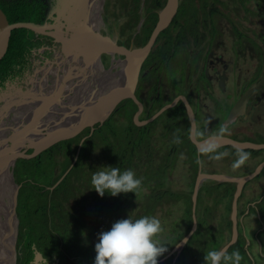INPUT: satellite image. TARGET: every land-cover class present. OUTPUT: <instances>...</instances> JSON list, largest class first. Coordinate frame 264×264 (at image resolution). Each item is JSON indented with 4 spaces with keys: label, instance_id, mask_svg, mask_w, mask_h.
<instances>
[{
    "label": "flooded vegetation",
    "instance_id": "obj_1",
    "mask_svg": "<svg viewBox=\"0 0 264 264\" xmlns=\"http://www.w3.org/2000/svg\"><path fill=\"white\" fill-rule=\"evenodd\" d=\"M5 1L0 0V9L6 18L8 13L24 14L28 16L24 21L53 27L44 32L27 29L13 60L0 66V148L10 146L11 136L25 139L19 141V148L11 155L6 154L8 169L0 174L2 177L4 172L9 173L15 188L18 186L15 239L13 244L11 241L0 244V264H94L97 242L83 241L84 235L82 240L75 241L78 234L69 245L66 237L70 230L77 231L81 223L79 216L70 215L72 211L94 206L97 214L96 204L107 201L102 200L91 183L90 174L97 168L116 166L120 162L121 171L130 166L138 169L144 158L148 166L161 170L156 178L165 179L162 171L168 172L173 158L179 156L190 171L196 170L195 182L200 174L244 176L264 161V147L237 149L225 144L232 141L264 145V9L256 0H250L254 4L251 15L258 18L246 17L245 13L250 14V11L245 7V0H177L174 16L158 32L140 64L135 99L127 98L119 103L109 118L112 121L109 130H102L108 120L102 124L95 122L93 127L86 124L71 138L79 137L75 151L71 139H66L31 158L17 156L10 161L16 151L33 154L32 139L43 138L66 124L71 125L75 114L82 111L79 108L82 102L91 95L90 103L98 90L120 82L119 70L125 56L92 53V40L100 35L127 49L145 45L159 22V11L166 0H139L138 10H135L134 0ZM109 4H112L111 18L105 23L108 20L105 9ZM123 8L125 12L120 15L119 9ZM69 42L74 48L64 47ZM172 103L174 105L169 106ZM221 128L226 131L217 139L218 149L201 151L198 143L215 136ZM194 130L200 134L193 135ZM92 137L97 140L86 145ZM101 143L110 154L101 153ZM81 149H88L87 159L79 162L78 170L68 177ZM218 153L223 155L217 159ZM241 153L248 154L241 165L247 171L234 175L230 172L231 161L238 159ZM71 155V162L64 168ZM57 158L61 161H54ZM21 159L30 162L23 164ZM198 159L202 163H198ZM212 163L225 166V171L218 167L209 169ZM22 166L26 171H22ZM65 178H68L67 184L56 190ZM258 178L260 181L252 183ZM203 181L207 185L218 183L211 178ZM220 184H225V196L224 186H221V201L229 200L227 184L234 188L232 199L236 184ZM14 192L15 189L3 193L2 201L9 208ZM124 194L110 201L117 203L127 197L138 199ZM44 199L48 200V208L53 206L59 213V217L50 216L52 233L46 230L41 212L33 211L43 206ZM238 200L250 209L246 224L255 228L256 233L264 231V204H261L264 202V167L256 178L243 184ZM73 201L76 206L70 207ZM255 204L261 207L252 212ZM3 208L0 207L1 223L5 216ZM195 219L198 225L196 214ZM22 224L28 226L27 231ZM105 227L110 230L111 223L106 222ZM244 229L250 232L246 226ZM9 236L12 239V234ZM26 236L31 241H27ZM22 237L26 241L21 240ZM230 238L231 235L226 237L225 242ZM250 245L251 241L246 239L243 245L246 255L252 264H261L264 255L259 252L261 259L253 260ZM70 247L77 252L70 251ZM173 247L158 257V264L168 261L172 264ZM192 256L189 264L196 262V253ZM241 257L240 264L246 260ZM185 259L187 261L188 257Z\"/></svg>",
    "mask_w": 264,
    "mask_h": 264
},
{
    "label": "rangeland",
    "instance_id": "obj_2",
    "mask_svg": "<svg viewBox=\"0 0 264 264\" xmlns=\"http://www.w3.org/2000/svg\"><path fill=\"white\" fill-rule=\"evenodd\" d=\"M141 1L144 2V0ZM245 7L250 11V14L245 13L246 17L258 18V16L256 15H251L252 10L254 9V4L250 0H245ZM111 12L112 4H109L107 9H105V14L108 19L105 23H109ZM124 12L125 8L119 9L120 15L124 14ZM102 24L104 23L102 22ZM111 125L112 121L108 119V121L102 126V130H109L111 128ZM95 140H97L96 137L89 138L86 142V145L93 144ZM107 149L108 148L106 147V145L104 143H101V153H105ZM236 160L237 159L231 161L232 164L230 163V172L234 175H242V173L244 174V172L247 171V168H244L241 165L239 167H234V163ZM54 161L58 162L61 161V159L57 158ZM215 167H218V169L225 171V166H220L218 163H212L209 165V169ZM188 168L189 165L187 163H184L181 157L176 156L173 158L168 172L165 171L163 175L165 179L153 178L150 181H142L141 186L135 193L129 192L128 194H126V196L133 195L138 197L137 200H134L131 197H127L121 201H118L117 203H112L110 200L106 201L108 202L107 204L97 203L95 208L98 210L97 214L99 215L95 214V212L93 211L94 206L88 209L79 208L76 211H72L70 215H75V217L79 216V219L81 221V223L79 224L80 226H82L83 230V234H79L75 241L79 239L82 240L84 235L83 241L98 242L97 239H99V234L109 229L108 227H105L106 222H110L112 226L113 223L120 219H127L130 217L135 220L143 216H154L159 219L161 225L160 231L155 235L154 239L164 247H166L168 243H170V245L173 244L176 246V238L178 232H175L174 230L177 228L184 230L183 227L185 226L189 217V212H186V208L191 195L190 192L192 190V178L189 174L190 170ZM97 170L98 168L96 169V171ZM22 171H26V167L22 166ZM138 171L140 170L138 169ZM228 171L229 169L227 168L226 172ZM93 173L94 172H92L90 176L93 175ZM257 181H260V178L253 180L252 183L255 184ZM217 185H207L205 182H203V187L201 188V191L198 195L196 207V218L198 215V217L204 220V223L207 224L206 226L201 227L202 233L207 236V247L212 246L215 242L214 239H212V235L219 236L223 229L225 232L228 230L226 228L227 218H225V216L227 215H225L221 209L223 189L222 187H217ZM164 191H166V193ZM96 193L98 194V192ZM169 193L183 195L176 198L170 196ZM245 204L246 203L243 201L240 203V207L238 209L240 214L244 212ZM75 206V201L70 203V207ZM150 206H152L153 209H150ZM254 209L257 211L258 207H254ZM240 217L241 222L239 221L238 224L237 235H241L244 243L246 239L251 241V245L249 246L250 254L253 257V260L258 261L259 259H261L262 254L264 255V231H259L258 233H256L255 228L246 224L249 218L245 215H240ZM46 225V230L49 233H52V230L50 229L51 221L49 219L47 220ZM24 226L27 227V229H25L24 231H27L28 226L26 224L21 225V227ZM244 226H246V230L250 232L246 233L245 229L243 231ZM52 227L53 226H51V228ZM210 227H213V229ZM60 229H62V227ZM67 237L66 242L69 241L70 245L73 238L70 234H67ZM21 240L26 241L24 237H22ZM223 243L224 242H222V244ZM194 244L195 243H193L191 247H193ZM179 248L180 246H177L174 251V255H172V264H181L179 260L181 258L183 250H179ZM170 249L171 248H168L166 249V251H169ZM70 251H74V253H76L77 249L75 250L74 247H70ZM256 251H258V253ZM259 252H261L262 254ZM191 253H193V251L189 252L188 256ZM242 264H252V261L249 259L248 255L247 259L243 260ZM261 264H264V260L261 261Z\"/></svg>",
    "mask_w": 264,
    "mask_h": 264
},
{
    "label": "water",
    "instance_id": "obj_3",
    "mask_svg": "<svg viewBox=\"0 0 264 264\" xmlns=\"http://www.w3.org/2000/svg\"><path fill=\"white\" fill-rule=\"evenodd\" d=\"M177 8V0H166L164 7L161 8L159 11V22L150 38V41L141 47H137L134 49H127L123 46L119 47L115 45V43L111 42L109 37H104L98 35L95 40H92L91 45L93 46L92 53H119L123 54L125 58L122 60V67L119 70L120 74V82L116 85L109 86L98 90L95 94V97L89 102L92 98L91 95L85 102L80 104L79 108H82L81 112L75 114L74 119L72 118L71 125L66 124L63 128L59 131H54L51 134L38 139L31 140V146L34 149L33 154H24L20 151H16L14 157L10 160L13 162L14 158L17 156H21L22 158H31L33 156L38 155L41 151L47 149L48 147L52 146L53 144L61 141L75 137L84 127L86 124L93 127V123H104L113 113V111L117 108L119 103L122 100L127 98L134 97V90L137 83V77L139 73V68L142 60L147 56L151 45L158 34V32L164 28L174 16ZM53 26L49 24H39L30 21H16V22H8L5 13L0 9V60L6 53L8 42L10 39L11 32L18 28H25L32 30L34 32H44L47 29H51ZM65 44V43H64ZM72 46V47H68ZM65 48H74L72 42H69V45H64ZM250 91V90H249ZM248 91V92H249ZM248 92L243 95L241 98L242 101H245ZM137 102V100H136ZM88 103V104H87ZM139 111L141 109L140 104L137 102ZM174 103L170 104L169 106H173ZM137 112L136 116L139 114ZM156 116V115H155ZM154 116V117H155ZM80 118V119H79ZM92 130V129H91ZM24 137L18 136H11L10 137V146H4L0 148V174L8 169V159L6 154L11 155L14 150L19 148V141L24 142ZM225 144H229L237 149H242L244 147L250 148H262L264 145H257V144H250V143H241V142H232V141H225ZM203 143H198V147L202 148ZM81 144L79 145V147ZM78 154V151H77ZM76 160V157H75ZM7 164V166H6ZM264 167V161L256 167L252 172L244 175V176H230L226 174H200L198 178L194 182L193 191L191 195V202H192V221L193 224L191 226L190 231L186 234L173 248L175 251L177 246H180L179 250H182L185 244L187 243L190 236L196 230L197 222L195 219V208L197 202V194L199 188L201 187L202 183L206 178H211L217 180V182H232L236 184L235 192L233 195V199L231 202V213L230 219L232 223L231 229V238L230 240L224 244L220 249H227L236 242L237 240V199L241 193L242 186L248 180L253 179L257 176L261 169ZM18 186L15 188V192L12 195V201L10 203L11 207L7 214L4 216V220L2 221L3 227H0V244L3 242L11 241L13 244L16 234V226H17V219L15 216L14 208L16 204V194H17ZM4 210V208H3ZM6 214V212H5ZM5 229L9 231L12 229V239L10 233H5ZM9 236V237H6ZM11 247V246H10Z\"/></svg>",
    "mask_w": 264,
    "mask_h": 264
},
{
    "label": "clouds",
    "instance_id": "obj_4",
    "mask_svg": "<svg viewBox=\"0 0 264 264\" xmlns=\"http://www.w3.org/2000/svg\"><path fill=\"white\" fill-rule=\"evenodd\" d=\"M225 131L226 130L224 128H221L215 136L204 140L201 151L215 152L219 147V144L217 143V139ZM197 134H200V133L194 130L193 135H197ZM222 155L223 153H218L215 158L218 159ZM247 158H248L247 153L239 154L238 159L234 163V167H239L240 165H242L247 160ZM197 162L202 163V161H200L199 159ZM72 166L73 165L71 164L70 167L72 168ZM146 166L147 164L145 162V159L143 158L138 168L140 171H138V169H135L132 166H130L129 169H126L123 171H121L119 167H114V166L100 167L99 170L93 173L91 183L94 186L93 188L101 196H103L105 192L109 193L112 196H117L120 193H129V192L135 193L139 189L143 181V179L137 177L135 171L138 174H140L142 169ZM257 176H255L254 178H256ZM61 179L57 181V184L61 181ZM146 179L148 178H145V180ZM220 183H225V182H218L215 185L220 184ZM228 183H231V182H228ZM202 187L203 185H201V187L199 188L197 195H199ZM192 191H193V187H192ZM191 195H190V201H191ZM232 199H231V202H232ZM240 203L241 201L237 199V233H238L239 221L241 222L240 215L247 216V212L250 211V209L244 206L245 210L243 213L240 214L238 210L240 207ZM196 207H197V202H196ZM254 207H261V204L259 205L255 204ZM221 209H222V212L224 213L223 201H222ZM190 210H192V202L190 205ZM251 211L255 212V209L251 207ZM230 213H231V205H230L229 214L227 215L225 213V215H227L225 217L227 219L229 218V220L231 221ZM195 214H196V208H195ZM160 227L161 225H160L159 219L154 216H143L135 220L129 217L127 219H120L116 221L115 223H113L110 230L103 231L99 234L98 242L95 244L96 256H95L94 264H158V257L166 251V248L163 247L161 244H159L157 240L154 239L155 235L160 231ZM197 228H198V225L196 227V230ZM231 229H232V223L230 226V230ZM176 230H180V229L177 228ZM196 230L193 232V234L196 232ZM200 230H201V227H200ZM230 235H231V232L229 233V236ZM239 236L241 235L240 234L237 235V240ZM226 243L227 242H225V244ZM171 246L175 247V245L169 244L168 248ZM199 246L204 247V248L207 247L206 245H203V244H199ZM229 248L227 249V251L226 249H219V250L212 249L208 251L205 255L206 264H240L242 257L239 251L228 253ZM190 250L193 251V253H191L188 256L187 264H189L191 258L193 257L192 255L195 253L194 251L197 250L196 245L191 247ZM206 250H208V248H206ZM171 253L172 255H174L173 250L170 251V254ZM195 264H199L197 254H196Z\"/></svg>",
    "mask_w": 264,
    "mask_h": 264
},
{
    "label": "trees",
    "instance_id": "obj_5",
    "mask_svg": "<svg viewBox=\"0 0 264 264\" xmlns=\"http://www.w3.org/2000/svg\"><path fill=\"white\" fill-rule=\"evenodd\" d=\"M3 1L6 2L5 0H3ZM134 1H135V10H138V8H139V4H138L139 0H134ZM256 1H258L259 5L262 7V9H264V0H256ZM7 15H8L7 16V20L10 23L16 22V21H24V20H27V17H28V16H25L24 14H22L20 16H16L14 13H8ZM136 18H138V15H136ZM27 32L28 31L25 28H18V29H15V30H13L11 32L8 49H7V52L4 55V57L0 60V66L3 63H5L7 65V64H9L11 62V60H13V56H14L15 51L19 49L20 43H22V36L25 33H27ZM18 37H20V38H18ZM71 142H73V144L71 146H74L73 150L75 151V149L77 147V144L79 143V137L71 139ZM60 146H61V144H60ZM50 152L51 151H48L47 154L50 155ZM87 152H88V149H84V150L81 149V152H80V154L78 156V159H77V163H76V165H74V167L70 171V174L68 175V177H70L72 172L78 170L77 164L79 162H82V161L87 159ZM69 153H73V151L69 150ZM105 153L106 154H110L109 151H107ZM71 160H72V155L70 156L69 159L66 160L64 168L71 162ZM32 161H34V159H31V162ZM21 162L23 164H26V163L30 162V160L21 159ZM109 166H113V165H109ZM119 166H120V162H117L116 166H114V167H119ZM160 166L163 168L165 165L164 166L160 165ZM164 172H165V170L162 171L163 174H164ZM135 173H136L137 177L143 179V181H150L153 178L158 177L160 175V173H161V170L154 169L151 166L147 165L146 167H144L142 169L140 174H138L136 171H135ZM190 175H191V178H192L191 187H193V182H194V179L196 177V170L195 169L191 170L190 171ZM145 178H148V179L145 180ZM67 180H68V178H65L64 181H62V183L58 186V188L56 190L61 189L65 184H67ZM227 185H229V187L226 190V194L228 195L229 200L226 201V202H225V200L223 201V210H224V214L226 213L228 215L229 211H230L231 197H232V192H233L234 188H233V186H230V184H227ZM221 186H224V196H225V184H218L217 185V187H221ZM164 192L166 193V191H164ZM191 193H192V190H191L190 194ZM169 194H170V196H173V197H176V198L177 197H181L183 195V194L178 195V194H174V193H169ZM124 195H125L124 193H120L117 196H112L109 193L105 192V194L103 196L100 195V197L102 198V200H113V198H118L119 199L121 196H124ZM47 201H48L47 199H44L43 206L41 208H39V209H34L33 210L34 212H41V214L44 216V222H46V224H47V220L50 219V216L59 217V213L56 212L57 210H55L53 208V206H51L50 208L47 207ZM102 203L103 204H107L108 202L102 201ZM261 204H264V202L261 203ZM190 205H191V201H190V198H189V203H188L187 208H186V211L189 212V217H188V221L186 222V225L184 227V230H182V229H180V230H176L175 229L174 230L175 232H178V235H177V238H176L177 242L181 238H183L190 230L191 223H192ZM149 208L153 209L152 206H150ZM206 209H207V207H206ZM197 218H198V228H197L196 232L188 239L186 245L183 248V251H182V254H181V258L179 260V262L181 264H187L188 263V261H186L185 257L186 256L188 257V253L191 251L190 249H191V245H193V243H195L194 245H196V248H197V250H195L194 252L198 256L199 264H206V260H205L206 253L208 251L212 250V249L219 250L220 247L225 244V238L229 237V233L231 232V230H230L231 221L228 218L227 227H228L229 232L224 235L225 231L223 229V231L219 234V236L212 235V239H214V241H215L212 246H208V247H205V248L204 247H200L198 245V243L207 246L208 242H207V236L204 233H202L201 230H200V227H202V226H204L206 224L204 223V220H201L198 217V215H197ZM46 224H45V227L47 226ZM82 232H83V230H82V228L79 225L78 228H77V231L73 229V230H70L68 234H70L71 237L74 240L76 238V236L78 234L82 233ZM26 238H27V241H31L29 237H26ZM222 242H224V243L222 244ZM243 245H244V241H243L242 237L239 236L237 242L235 244H233L229 248L228 253H231V251L236 250V251H239L241 253V255L243 257H245V259H247V255H246V252H245V249H244ZM206 248H209V249L206 250ZM200 257L203 258V259H201ZM169 263L170 262L168 261L167 264H169ZM242 263H243V261H242Z\"/></svg>",
    "mask_w": 264,
    "mask_h": 264
},
{
    "label": "bare ground",
    "instance_id": "obj_6",
    "mask_svg": "<svg viewBox=\"0 0 264 264\" xmlns=\"http://www.w3.org/2000/svg\"><path fill=\"white\" fill-rule=\"evenodd\" d=\"M14 189H15V186L13 185L12 179L10 178V174L4 172V175H2V177H0V207L2 206L5 208V212H6L5 216L8 215L7 213H8L10 208L8 207L7 204L3 203V201H2V197L4 196L3 193L7 190H13L14 191ZM2 223L0 222V227H3ZM5 233H10V235H11L12 229L10 231L8 229H5L4 234ZM6 237H9V236H6Z\"/></svg>",
    "mask_w": 264,
    "mask_h": 264
}]
</instances>
